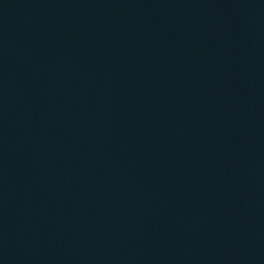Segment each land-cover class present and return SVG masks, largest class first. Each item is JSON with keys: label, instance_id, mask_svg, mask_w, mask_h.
Instances as JSON below:
<instances>
[{"label": "water", "instance_id": "water-1", "mask_svg": "<svg viewBox=\"0 0 264 264\" xmlns=\"http://www.w3.org/2000/svg\"><path fill=\"white\" fill-rule=\"evenodd\" d=\"M112 264H264V0H26Z\"/></svg>", "mask_w": 264, "mask_h": 264}]
</instances>
